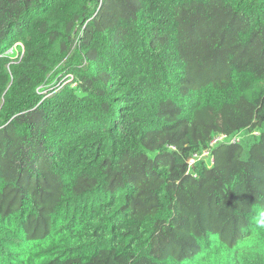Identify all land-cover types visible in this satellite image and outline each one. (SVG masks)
I'll return each mask as SVG.
<instances>
[{"label": "trees", "instance_id": "1", "mask_svg": "<svg viewBox=\"0 0 264 264\" xmlns=\"http://www.w3.org/2000/svg\"><path fill=\"white\" fill-rule=\"evenodd\" d=\"M261 209L264 0H0V264H264Z\"/></svg>", "mask_w": 264, "mask_h": 264}, {"label": "built area", "instance_id": "2", "mask_svg": "<svg viewBox=\"0 0 264 264\" xmlns=\"http://www.w3.org/2000/svg\"><path fill=\"white\" fill-rule=\"evenodd\" d=\"M255 134H259L258 131L254 132ZM241 139V134L229 135L227 133H220L215 135L212 140L209 142L208 146L204 148L201 152L194 153L189 159V169L193 172V176L197 177L198 172L194 166L199 164L201 167L210 168L215 164V155L214 148L219 144H231L237 143ZM199 166V167H200Z\"/></svg>", "mask_w": 264, "mask_h": 264}, {"label": "clouds", "instance_id": "3", "mask_svg": "<svg viewBox=\"0 0 264 264\" xmlns=\"http://www.w3.org/2000/svg\"><path fill=\"white\" fill-rule=\"evenodd\" d=\"M255 223L258 227L264 228V209L259 210L255 217Z\"/></svg>", "mask_w": 264, "mask_h": 264}, {"label": "rangeland", "instance_id": "4", "mask_svg": "<svg viewBox=\"0 0 264 264\" xmlns=\"http://www.w3.org/2000/svg\"><path fill=\"white\" fill-rule=\"evenodd\" d=\"M67 76H68V75H64V76H62V80H63V79H66V78H67Z\"/></svg>", "mask_w": 264, "mask_h": 264}]
</instances>
